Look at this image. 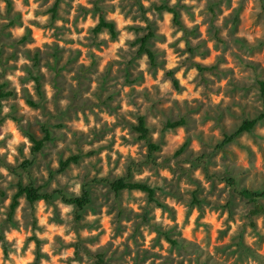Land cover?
<instances>
[{
    "label": "rangeland",
    "instance_id": "1",
    "mask_svg": "<svg viewBox=\"0 0 264 264\" xmlns=\"http://www.w3.org/2000/svg\"><path fill=\"white\" fill-rule=\"evenodd\" d=\"M102 13L116 36L95 32ZM260 80L264 0H0V264H264V214L241 194L264 190V119L218 147L264 112ZM121 177L154 199L103 181ZM19 184L92 203L13 208Z\"/></svg>",
    "mask_w": 264,
    "mask_h": 264
},
{
    "label": "trees",
    "instance_id": "2",
    "mask_svg": "<svg viewBox=\"0 0 264 264\" xmlns=\"http://www.w3.org/2000/svg\"><path fill=\"white\" fill-rule=\"evenodd\" d=\"M163 8H168L170 11L174 12L175 17H177V12L173 7L170 6H162ZM104 29H107L112 36H116L118 33L117 26L113 21L107 20L104 16L103 13L101 14L100 21L95 27V32H100ZM155 34L153 31H150L147 35L140 37L137 42L140 43V52H145L148 57L151 59V61L155 60V54L153 49L149 46L150 44V39L154 37ZM261 90H262V95L264 96V80L259 81ZM11 92H5L4 87L0 84V112L2 110V99L10 95ZM264 119V112L259 114L253 119H246L244 122L232 133H228L225 135L223 141L218 145V147L223 148L227 144L235 141L237 137L245 132V131H251L256 124ZM187 123L186 118H181L176 121H168L167 126L168 127H179L182 125H185ZM137 131L140 134V137L143 139L148 140V145H149V158L153 162L155 160V153L158 152L161 148V146L153 141L150 140V128L147 124L145 116H140L138 118V125L136 127ZM51 131L48 128H44V136L41 139H36L33 138L34 142V147H33V153L40 152L45 144L51 139ZM184 148V147H183ZM181 149L180 151H182ZM79 156H73L70 157L67 161L63 162V167H68L69 164L74 161L77 162L79 160ZM32 163L30 161H25L23 163L24 168H27L31 165ZM225 180L232 185L236 184V180L233 177H226ZM104 182H108L111 186V188L116 192L119 193L122 190L125 189H137L141 191H145L148 193L149 197L154 199L155 196V191L152 187H150L146 183H141V182H134V181H129L125 177L118 178L114 181H110L108 179H103ZM19 190L18 193L15 195L14 202H13V208L17 206L18 204V197L21 195H24L27 199V201L30 204H35L36 202L40 200H45V201H52L57 194L62 196L64 202L68 204H72L76 207V210L78 212V218L81 217V212H83L91 203H92V195L91 191L87 188H85L82 192L81 195L78 196H67L64 195L60 190L54 191L53 193H44L40 191V187H37L33 184H19ZM241 194L247 198H250L253 202H255V208L252 210V214H259L263 213L264 214V207L257 202V199L259 197L264 196V190L263 191H254L250 189H243L241 191ZM172 243L176 244L178 243L174 239H169Z\"/></svg>",
    "mask_w": 264,
    "mask_h": 264
},
{
    "label": "clouds",
    "instance_id": "3",
    "mask_svg": "<svg viewBox=\"0 0 264 264\" xmlns=\"http://www.w3.org/2000/svg\"><path fill=\"white\" fill-rule=\"evenodd\" d=\"M5 111H7V109H5Z\"/></svg>",
    "mask_w": 264,
    "mask_h": 264
}]
</instances>
